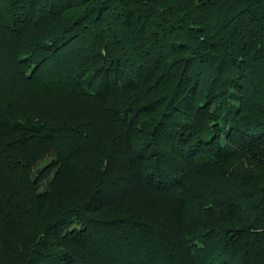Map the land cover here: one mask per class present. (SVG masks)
<instances>
[{"label": "trees", "instance_id": "obj_1", "mask_svg": "<svg viewBox=\"0 0 264 264\" xmlns=\"http://www.w3.org/2000/svg\"><path fill=\"white\" fill-rule=\"evenodd\" d=\"M0 264H264V0H0Z\"/></svg>", "mask_w": 264, "mask_h": 264}, {"label": "rangeland", "instance_id": "obj_2", "mask_svg": "<svg viewBox=\"0 0 264 264\" xmlns=\"http://www.w3.org/2000/svg\"><path fill=\"white\" fill-rule=\"evenodd\" d=\"M50 99H47V97H45L44 100H39L37 101L38 104H43L46 108L45 109H49V108H55V103L60 102V99H57V96H50ZM47 99V100H46ZM51 161V157H44V159H41L40 161L37 162V164H35L34 166V171L38 172L43 170L45 167L48 166V163ZM53 175V172H51L49 174V176L47 177L49 180ZM44 182V181H43Z\"/></svg>", "mask_w": 264, "mask_h": 264}]
</instances>
